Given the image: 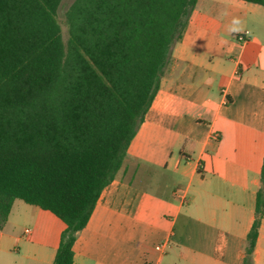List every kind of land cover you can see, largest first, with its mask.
Here are the masks:
<instances>
[{
    "label": "crops",
    "instance_id": "obj_1",
    "mask_svg": "<svg viewBox=\"0 0 264 264\" xmlns=\"http://www.w3.org/2000/svg\"><path fill=\"white\" fill-rule=\"evenodd\" d=\"M163 129L179 150L155 148ZM263 164L264 5L198 0L123 168L77 235L74 264H243ZM20 201L0 264H54L65 223ZM253 258L264 264V218Z\"/></svg>",
    "mask_w": 264,
    "mask_h": 264
},
{
    "label": "trees",
    "instance_id": "obj_2",
    "mask_svg": "<svg viewBox=\"0 0 264 264\" xmlns=\"http://www.w3.org/2000/svg\"><path fill=\"white\" fill-rule=\"evenodd\" d=\"M62 2L0 0V235L21 200L65 223L54 264H74L198 0H75L67 41ZM263 218L264 164L243 264Z\"/></svg>",
    "mask_w": 264,
    "mask_h": 264
},
{
    "label": "rangeland",
    "instance_id": "obj_3",
    "mask_svg": "<svg viewBox=\"0 0 264 264\" xmlns=\"http://www.w3.org/2000/svg\"><path fill=\"white\" fill-rule=\"evenodd\" d=\"M75 0H63L59 11H58V21L61 25L63 31L64 40L68 39V29L66 26V12L70 6L74 3ZM168 132L166 129H163L160 135V138L157 140L155 148H165L166 151H177L179 150V142L175 137H168ZM174 136V135H173ZM20 201V200H19ZM21 202V201H20Z\"/></svg>",
    "mask_w": 264,
    "mask_h": 264
},
{
    "label": "built area",
    "instance_id": "obj_4",
    "mask_svg": "<svg viewBox=\"0 0 264 264\" xmlns=\"http://www.w3.org/2000/svg\"><path fill=\"white\" fill-rule=\"evenodd\" d=\"M238 40L241 43H245V42H247V37H246V35H239ZM168 248H169L168 244H161V245H158L155 247L156 251L159 252L161 255L165 254L166 251L168 250Z\"/></svg>",
    "mask_w": 264,
    "mask_h": 264
},
{
    "label": "clouds",
    "instance_id": "obj_5",
    "mask_svg": "<svg viewBox=\"0 0 264 264\" xmlns=\"http://www.w3.org/2000/svg\"><path fill=\"white\" fill-rule=\"evenodd\" d=\"M240 23H241V21L238 18L233 20V25H239ZM240 30H242V29L235 28V27L230 29V31L233 33L240 31Z\"/></svg>",
    "mask_w": 264,
    "mask_h": 264
}]
</instances>
